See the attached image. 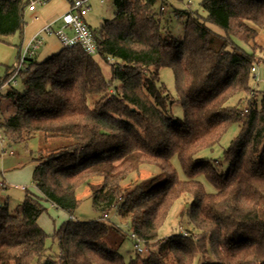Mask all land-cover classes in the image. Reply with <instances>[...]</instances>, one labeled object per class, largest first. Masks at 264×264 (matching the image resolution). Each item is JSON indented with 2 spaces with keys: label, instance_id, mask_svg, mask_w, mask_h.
Instances as JSON below:
<instances>
[{
  "label": "trees",
  "instance_id": "trees-1",
  "mask_svg": "<svg viewBox=\"0 0 264 264\" xmlns=\"http://www.w3.org/2000/svg\"><path fill=\"white\" fill-rule=\"evenodd\" d=\"M156 1L113 0L114 16L93 29L98 57L113 59L110 79L81 47L62 46L20 71L22 91L8 87L14 111L0 119V129L11 143L27 142L36 132L46 142L65 143L45 153L40 148L32 158L38 194L26 192L14 211L0 205V264H264V95L260 102L248 97L260 60L232 40L249 43L264 30V0H202L205 17L179 10L180 39L161 23ZM27 3L0 0V34L23 31ZM160 67L173 69L181 120L169 109ZM89 94L98 95L92 104ZM233 123L240 129L222 158L202 155ZM143 163L159 166L160 173L123 188L122 180ZM93 177L101 181L88 182ZM84 183L94 210L113 209L127 220L129 232L152 247L146 255L136 251L125 261L119 245L127 233L117 224L73 218ZM181 197L191 198L195 231L159 236ZM44 202L69 214L52 234L55 256L47 253L48 234L38 223Z\"/></svg>",
  "mask_w": 264,
  "mask_h": 264
},
{
  "label": "rangeland",
  "instance_id": "rangeland-1",
  "mask_svg": "<svg viewBox=\"0 0 264 264\" xmlns=\"http://www.w3.org/2000/svg\"><path fill=\"white\" fill-rule=\"evenodd\" d=\"M56 1H63L66 3V0ZM201 1L202 0H157L155 8L157 12L162 10L163 20L161 23L165 25L169 30V33L180 39L182 37V22L184 17L180 15L178 11L191 10L198 15L205 17L206 12L200 5ZM89 4L90 10L87 14V20L93 29H97L103 19L114 16L115 5L113 0H89ZM24 18L26 24L22 32L16 31L12 34H0V78L5 74V65L12 66L17 61L19 54L21 56V49L29 37L30 30L35 26V21L31 18L29 11H25ZM57 25H59V22H57L54 27ZM206 25L214 32L221 35L224 34V31L220 27L210 22H206ZM232 40L237 46L241 47L246 52H254L260 60L259 63L255 64L254 71L251 75L250 85L252 91L248 95V97L260 102L261 97L264 95V30L258 29L255 40L250 41L249 43H245L237 38H232ZM61 48L62 44L54 34H46L34 56L26 60V65L28 66L32 61H42L57 53ZM94 59L100 65L104 77L110 79L111 66L109 63L113 62V60L105 62L98 56H94ZM158 73L160 80L166 87V92L170 95L172 100L169 109L172 112L174 119H183V108L180 103L175 100L177 97V91L173 69L170 67H160ZM114 84H117V81H114ZM12 87L19 91L24 89L20 76H17L16 83L13 84ZM7 89L8 87H5L0 91V102L3 103V105H0V119L5 117V114H7L10 108H13L12 101L5 97ZM97 97L98 95L96 94H89L88 103L92 104ZM234 101L235 98L230 100L231 103ZM244 106L245 105H242V107ZM239 129V123H233L218 145L214 146L212 150L202 151L201 154L212 160L221 159L223 149L227 147L230 140L237 135ZM0 134L2 135V139H0V205L6 204L11 211H14L22 203L26 192L38 194V190L32 177L33 170L37 164L32 158L39 156L37 153L38 149H43L42 153H45L48 147L58 145L59 143L64 142L65 139L53 138L46 142L44 140V135L41 132H36L34 137L27 142L11 143L2 129H0ZM174 164L178 169L179 177L185 179L186 177L175 159ZM224 168H226L225 162L223 164V169ZM159 173V166L151 163H143L140 165L138 171L129 173L122 180L121 185L123 188H131L141 180L153 177ZM199 179L204 183L208 191H214L212 185L206 182L203 176H200ZM100 181V177H93L88 182L98 183ZM21 187H24V189ZM76 196L80 199V204L74 211L73 218L80 221L102 218L113 222L114 225L117 224L124 233H127V236L121 239L119 252L125 261H129L138 250H136L137 241L131 237V233L129 232L128 221L118 217L113 209L109 210L106 214H101L94 210L87 183H84L77 189ZM43 204L46 207V210L38 218V223L48 234L45 241L47 253L55 256L59 253V246L57 240L52 237V234L69 218V214L62 209L56 208L49 202H44ZM190 204V197H181L173 202L164 222L158 230L159 236L163 237L173 233L186 234L195 231L188 218ZM137 245L142 248V251L138 252H141L143 255H146L152 248L150 246H145L140 241Z\"/></svg>",
  "mask_w": 264,
  "mask_h": 264
},
{
  "label": "built area",
  "instance_id": "built-area-1",
  "mask_svg": "<svg viewBox=\"0 0 264 264\" xmlns=\"http://www.w3.org/2000/svg\"><path fill=\"white\" fill-rule=\"evenodd\" d=\"M27 1L26 9L32 12L35 11L38 6L45 4L50 0ZM67 2V9L60 16L53 21L44 24L30 39L26 41L21 49V56L19 54L17 61L7 71L6 78L0 84V90L5 87H11L16 83V78L19 76L20 71L27 68L26 60L34 56L46 34H54L64 47L79 46L86 54L93 57L98 56V43L93 28L87 20V14L90 10L89 0H67ZM57 22H59V25L54 27ZM108 59L113 60L112 58ZM0 139H2L1 134ZM21 188L24 189V187ZM131 237L137 241L136 250L142 251V248L137 245L139 242L137 237L133 233H131Z\"/></svg>",
  "mask_w": 264,
  "mask_h": 264
},
{
  "label": "crops",
  "instance_id": "crops-1",
  "mask_svg": "<svg viewBox=\"0 0 264 264\" xmlns=\"http://www.w3.org/2000/svg\"><path fill=\"white\" fill-rule=\"evenodd\" d=\"M67 6H68L67 0L66 3L63 1L57 2L56 0H50L47 3L40 5V7H37L35 11L32 12L29 11L31 18H33V20L35 21V26L30 30L28 39H30L44 24L51 22L54 19H56L58 16H60L67 9ZM25 11L28 10L25 8ZM7 67H11V66L5 65L4 76L6 75ZM0 98H1V94H0ZM0 105H3V103L0 102ZM13 111H14V107L10 108L7 114H5V116L8 115L9 113L11 114Z\"/></svg>",
  "mask_w": 264,
  "mask_h": 264
}]
</instances>
